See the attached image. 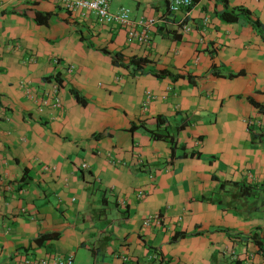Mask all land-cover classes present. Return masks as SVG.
I'll use <instances>...</instances> for the list:
<instances>
[{"label": "crops", "instance_id": "1", "mask_svg": "<svg viewBox=\"0 0 264 264\" xmlns=\"http://www.w3.org/2000/svg\"><path fill=\"white\" fill-rule=\"evenodd\" d=\"M169 1L111 0L154 19L143 46L52 0H0V264H264V0Z\"/></svg>", "mask_w": 264, "mask_h": 264}, {"label": "built area", "instance_id": "2", "mask_svg": "<svg viewBox=\"0 0 264 264\" xmlns=\"http://www.w3.org/2000/svg\"><path fill=\"white\" fill-rule=\"evenodd\" d=\"M53 3L59 6L67 14L77 15L79 17L88 16L92 13L99 23H116L118 25H125L127 28L126 42L136 43L143 46H149L152 43L151 25L154 22L153 18L141 16L136 20H131L129 17L128 8H120L118 12H110L109 6L111 0H52ZM192 0H170L168 4L169 12H176L180 8L190 9ZM183 29L190 30L189 25H184ZM70 66L68 71H72ZM54 106H58L59 102L56 100ZM141 194V192H139ZM150 219H146L145 224H148ZM23 264H75L72 255L54 256V257H40L37 259H25Z\"/></svg>", "mask_w": 264, "mask_h": 264}, {"label": "trees", "instance_id": "3", "mask_svg": "<svg viewBox=\"0 0 264 264\" xmlns=\"http://www.w3.org/2000/svg\"><path fill=\"white\" fill-rule=\"evenodd\" d=\"M49 16H50L49 12L42 13V12L36 11L34 18H35L37 23H46V21L49 18ZM222 16H223V18H225L226 21L237 22L240 19L239 15L236 14V13H233V12L224 11V12H222ZM251 24H252V22H251ZM145 61H147V60L144 57H138V58L136 57V58L133 59V62L136 63L139 68L141 67V64L144 63ZM147 73H150V74L155 75L157 77H169L172 80H177L178 78L183 77V75H174L171 72L167 71L166 69H153V70H151V71H149ZM240 74H242V71L236 72V73L229 72L227 74V76L233 77V76H237V75H240ZM71 92L74 94V96H75L77 101H79L80 103H83V104L86 103V100L76 90H71ZM249 100L255 106H257L258 108L262 109L261 105L258 104V102H256L252 98H249ZM156 119H157V123L158 124L165 123V119L163 117H161V116H157ZM149 132L156 139H168L170 142L173 143V137L171 135H168V133L156 134L155 132H153V130H149ZM106 135H107V132L103 130V131H100V132H97V133L93 134L92 136L94 138L100 139V138L105 137ZM194 154H196L198 157H202V158L208 159V160H212L215 157L214 154H202L200 152H198V153L190 152V155H194ZM57 236H58L57 233H47V234L41 235V237L43 239L56 238ZM254 241H256V243L258 244L259 253L264 255V248L261 246L260 242L257 239H254Z\"/></svg>", "mask_w": 264, "mask_h": 264}]
</instances>
